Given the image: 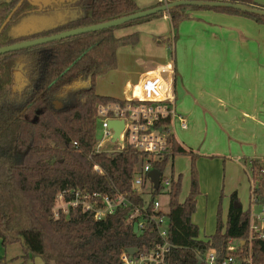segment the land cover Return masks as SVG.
Instances as JSON below:
<instances>
[{"label": "trees", "instance_id": "trees-1", "mask_svg": "<svg viewBox=\"0 0 264 264\" xmlns=\"http://www.w3.org/2000/svg\"><path fill=\"white\" fill-rule=\"evenodd\" d=\"M173 2L177 0H166ZM240 3L264 9L256 0H215ZM20 0H0V28ZM77 4L78 0H69ZM163 3H159L158 6ZM89 13L45 28L30 38L49 36L66 30L95 25L140 11L134 0H90L83 5ZM37 9L25 0L0 33V47L21 42L16 28ZM212 9L242 15L264 23L260 15L233 8L178 6L169 11L174 29L189 17L187 11ZM166 12L128 23L80 34L0 55V241L3 247L14 243L24 246L25 259L40 257L44 264H122V255L130 248L143 251L154 247L159 239L157 225L151 219L155 199L163 192L169 196L165 213L168 238L172 248L168 264H205L199 251L215 249L219 259L227 257L230 240L245 241L249 236L250 207L244 210L236 192L231 195L227 222L221 209L213 235L202 236L193 222L200 195L197 156L183 149L172 135V151L164 159L152 160L153 168L162 173L179 155L191 156L190 191L182 202V175L174 171L168 177V189H155L146 194L134 191L136 174L143 169L147 156L127 146L119 152H97V105L118 100L99 95L96 79L118 68V52L123 47L135 48L140 33L117 36L116 30ZM29 73L31 83L22 92L13 90L14 72L18 66ZM62 107H57L55 101ZM249 161L253 191L257 203L264 202V159ZM98 167L99 169H97ZM63 188H79L103 194H125L131 201L102 220L74 209L55 219L52 207ZM141 209L136 221L144 222L135 233L130 216ZM250 251L254 264H264V239L240 243L231 254L245 258ZM5 258L0 259L3 262Z\"/></svg>", "mask_w": 264, "mask_h": 264}, {"label": "crops", "instance_id": "crops-1", "mask_svg": "<svg viewBox=\"0 0 264 264\" xmlns=\"http://www.w3.org/2000/svg\"><path fill=\"white\" fill-rule=\"evenodd\" d=\"M134 1L141 10L167 2ZM256 2L264 5V0ZM187 13L189 17L176 29L166 12L159 18L120 28L115 34L120 37L140 33L138 45L131 47L130 55L136 68L125 71L123 98L138 89L145 71L166 64L170 59L174 61L175 73L167 77L176 94L177 113L188 120L186 129L178 121L174 123V135L183 149L197 156L202 193L197 198L192 219L200 225L204 237L206 227L211 229V226L207 213L201 221L197 208L207 206L208 198L218 192L217 179H213L215 170L208 167L210 162L230 169L232 178L241 170L245 171L243 159L264 158V23L212 9L188 10ZM147 57H150L149 65H143ZM120 69L121 66L116 71ZM209 129L219 141L215 149L206 148ZM234 192L238 195V190H234L225 206L227 217Z\"/></svg>", "mask_w": 264, "mask_h": 264}, {"label": "built area", "instance_id": "built-area-1", "mask_svg": "<svg viewBox=\"0 0 264 264\" xmlns=\"http://www.w3.org/2000/svg\"><path fill=\"white\" fill-rule=\"evenodd\" d=\"M174 73V61L170 59L166 64L157 65L154 69L145 71L138 89L132 91L129 97L97 105V123L102 130V135L98 136L95 150L97 152H119L129 146L147 156L143 169L137 172L134 180L133 188L138 193H146L145 188L148 182L152 184L151 191L153 190L154 184L149 176V172L154 169L151 161L164 159L171 153L172 135L175 137L174 123L178 121L182 128L188 127L187 118L177 113L176 94L169 85L167 75ZM112 120L124 122L120 137L116 141L113 140L114 129L110 126ZM109 145L115 148L110 149ZM248 173L252 187L248 239L245 241L230 240L227 257L223 261L219 259V254L215 249L199 251L197 256L201 262L205 264H254L250 251L245 258L231 254L237 250L240 243H248L250 248L254 238L264 239V202L257 203L253 193L256 182L249 171ZM170 185L171 178L166 176L162 180L161 176L160 187L168 189ZM129 204L131 201L128 197L119 192L103 194L79 188H63L56 195L52 216L59 219L69 215L74 209H80L84 213L93 215L96 220H102L115 213L117 209ZM256 206L260 208L258 211L255 210ZM151 211L153 212L151 219L156 222L159 239L154 247L141 252L137 251L134 255L125 251L122 255V264H168L167 259L174 245L168 238L167 217L165 213H161V203L157 198ZM140 215L141 209L136 207L130 216V220L138 224V231L144 226L142 220L136 221Z\"/></svg>", "mask_w": 264, "mask_h": 264}, {"label": "rangeland", "instance_id": "rangeland-1", "mask_svg": "<svg viewBox=\"0 0 264 264\" xmlns=\"http://www.w3.org/2000/svg\"><path fill=\"white\" fill-rule=\"evenodd\" d=\"M90 2V0H78L77 4L67 5L65 7H60L59 9H54L51 11H47V13H43L41 17H37L38 21L42 28H51L61 24L67 20L72 18H77L83 15L88 14L89 12L83 8V5ZM131 47L121 48L118 52L119 57V64L118 67L121 66L119 71H111L106 75H101L96 79V92L99 95L110 96L115 98H123L124 92L123 87L125 84V71L132 70L136 68L134 66V61L132 56L130 55ZM150 57H147L145 60L142 61L143 65H149ZM98 125V123H97ZM210 126H212L210 124ZM98 136L102 135L101 128H97ZM213 130L209 129L206 138V148L208 149H215L219 146V141L214 137ZM108 148L113 149L115 147L109 145ZM120 149V148H118ZM217 157V156H212ZM213 159V158H209ZM225 159V157H223ZM250 160L251 158H246ZM243 159L242 163L245 166V171L241 170L239 174H236L234 177L230 178V169H223L217 166L215 161H211L208 167L211 170H215L214 181L217 179V184L215 185V189L218 190L216 195H211L208 198V205L200 207L198 205L197 213L202 220H204V214L207 213V222L211 226V229L206 227V235L210 236L213 235L216 231L215 227H217V219H218V212L221 209V217L224 224V229L227 222V213L226 207L227 203L229 202V196L234 190H238L240 204L244 207L245 210L249 209L251 205V179L248 177V169L250 168L249 161L245 164ZM264 159V158H263ZM196 167L197 161H196ZM174 171L175 174L178 172L183 175L182 177V193L180 196V200L183 201L190 191L191 185V159L187 155H179L175 158V160L169 164L165 171V175H171V172ZM199 173V170H198ZM199 181H200V174H199ZM234 181V182H233ZM151 183L148 182L147 187L145 188V194L147 200L151 198ZM235 186H237L236 189ZM201 191V188H200ZM202 193V192H201ZM200 193V194H201ZM200 196V195H199ZM157 199L161 203V210L165 213L169 210V196L166 193H161ZM215 201V203H214ZM226 206V207H225ZM251 208V207H250ZM260 208L256 206L255 210L258 211ZM199 211V212H198ZM211 218V220H210ZM200 225H198L199 227ZM213 226V227H212ZM200 228V227H199ZM201 231V230H200ZM202 234V232H201ZM203 236V235H202ZM5 258L3 262L0 264H44L43 260L40 257H36L32 259L31 257L25 259V251L24 246L21 243H14L7 247H3L0 241V259Z\"/></svg>", "mask_w": 264, "mask_h": 264}, {"label": "water", "instance_id": "water-1", "mask_svg": "<svg viewBox=\"0 0 264 264\" xmlns=\"http://www.w3.org/2000/svg\"><path fill=\"white\" fill-rule=\"evenodd\" d=\"M24 1L25 0H20V2L17 4V6L14 8V10L11 12V14L7 17V19L5 20V22L3 23V25L0 28V33L4 30L6 25L11 20L13 14L20 8V6L23 4ZM28 1H31V0H28ZM31 3L35 6H39V7L42 6V4L39 2L31 1ZM178 6L233 8L236 10H240L242 12H247L250 14L260 15V16L264 17V9L245 5V4H240V3H231V2L215 1V0H177V1H173V2H164L160 6H156V7L150 8V9H146V10H140L134 14H131L128 16H123V17H120V18H117V19H114L111 21L104 22V23L74 28V29L66 30V31L59 32L56 34H52L49 36L38 37V38L30 39L27 41L18 42V43L12 44V45L0 47V55L4 54V53L12 52V51H17V50H21V49H25V48H29V47H33V46L57 41V40H63V39L73 37V36H77L80 34H85V33H89V32H94V31H98V30L116 27V26L128 23L130 21L138 20L141 18H145V17L151 16V15L157 14L159 12H169L171 9L178 7ZM26 27H30L31 32H24L23 29ZM35 32H36V24L32 23V22H28V21L24 22L23 25H21L20 27L17 28V33L21 37L32 36ZM16 81H18L17 77H16ZM110 126L114 129L115 133L113 136V140L116 141V139H118L120 137V133L124 127V122L112 120L110 122ZM149 176L151 178V181L154 184V188L160 189L161 176H162L161 171L154 168L149 172ZM235 205L237 207L241 206L240 203H236ZM134 231H135V233L138 232V224L137 223L134 224ZM127 251L129 252V254L134 255L138 250L136 248H130Z\"/></svg>", "mask_w": 264, "mask_h": 264}, {"label": "flooded vegetation", "instance_id": "flooded-vegetation-1", "mask_svg": "<svg viewBox=\"0 0 264 264\" xmlns=\"http://www.w3.org/2000/svg\"><path fill=\"white\" fill-rule=\"evenodd\" d=\"M31 1L39 2V3L42 4L41 7L36 6L37 7L36 11L33 12L24 21V22L28 21V22H32V23H35L36 24V32L32 36H34L40 30L45 29V28H42L41 27L40 22L38 21V18H37L38 16L41 17V16H43L42 14L43 13H47V11H51V10H54V9H59L60 7H65L67 5H71L68 2L69 0H31ZM31 1H29V2H31ZM24 22L21 25H23ZM21 25H19L18 27H20ZM17 28H16V32H17ZM23 31L24 32H31V29H30V27H26V28L23 29ZM32 36L23 37V38H27V39H25L23 41H27V40H30V39H34V38H30ZM13 72H14V85H13V90L19 91V92H22V91L26 90L28 88L29 84L31 83L30 73L24 67H22L21 65L18 66V67H16L13 70ZM16 77L18 78V81H16ZM55 102L57 104V107H62V103L60 101L57 100Z\"/></svg>", "mask_w": 264, "mask_h": 264}]
</instances>
